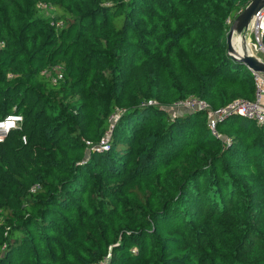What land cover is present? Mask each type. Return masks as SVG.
<instances>
[{"label":"trees","instance_id":"16d2710c","mask_svg":"<svg viewBox=\"0 0 264 264\" xmlns=\"http://www.w3.org/2000/svg\"><path fill=\"white\" fill-rule=\"evenodd\" d=\"M251 1L0 0V264H264V124L148 104L253 100L227 41Z\"/></svg>","mask_w":264,"mask_h":264},{"label":"built area","instance_id":"2783aa9c","mask_svg":"<svg viewBox=\"0 0 264 264\" xmlns=\"http://www.w3.org/2000/svg\"><path fill=\"white\" fill-rule=\"evenodd\" d=\"M46 4H40L44 6ZM230 23V20H227ZM59 26L63 25L62 21L58 22ZM250 32V47L248 46L249 54L257 56L264 62V7L261 8L253 17L249 28L244 31L245 35ZM249 44V43H248ZM235 46V45H234ZM247 46V45H246ZM241 53V52H240ZM244 53V52H243ZM242 53V54H243ZM258 53H262L259 55ZM250 69V68H249ZM255 82V97L253 100L238 98L228 103L225 106L214 108L210 103L201 97L192 95L186 99L179 100L174 103L177 106H184L188 111H203L207 116V124L212 134L230 142L229 137H224L223 132L219 129V123L230 117L233 114L248 117L255 120L258 124H264V73L255 72L250 69ZM53 82L59 81L63 77L62 68L60 66H54ZM148 104L159 105L157 101H149ZM23 122V116L17 113L8 114L4 119L0 120V141H2L11 129L20 127ZM26 142V137L23 138ZM107 149L109 144L104 146ZM37 186H34L33 190H36Z\"/></svg>","mask_w":264,"mask_h":264},{"label":"rangeland","instance_id":"374dc122","mask_svg":"<svg viewBox=\"0 0 264 264\" xmlns=\"http://www.w3.org/2000/svg\"><path fill=\"white\" fill-rule=\"evenodd\" d=\"M40 10L42 13H44L45 16H47L49 18H54V16L56 15V12L54 11V9L50 6H47V5L40 6ZM237 36H240V35H237ZM243 36H244L243 38L245 41V46L247 45V48L245 47L246 50L244 49L245 50L244 52L248 53L250 50L248 48V46L250 47V45L252 43V41L250 42V39H251L250 32L247 35H245V33H243ZM234 37H233V42H234ZM238 45L240 46V44L236 42L235 46L238 47ZM236 50L239 51L237 48H236ZM239 52H241V51H239ZM258 54L262 55V53H258ZM132 71L137 72V69L132 68ZM144 75H145V72H144ZM158 104L160 105V107H163L169 113V115L171 117H174V116L179 115V114H185V113L189 112L186 107L177 106V105H174V103L173 104H161L158 101ZM126 112H127L126 106H117L115 108L113 114L110 116V126L111 127L107 131V133L101 137L100 141L98 143H95L91 139H87V138L84 139L87 150H90V148H94V147H99L100 149H103V148H105L104 147L105 145L110 144L111 140L113 138L112 130H113L114 126L116 125V121L120 117V115H122L123 113H126ZM224 137L226 138L225 135H224ZM109 261H110V255H107L101 261L94 263V264H109Z\"/></svg>","mask_w":264,"mask_h":264},{"label":"water","instance_id":"95a60500","mask_svg":"<svg viewBox=\"0 0 264 264\" xmlns=\"http://www.w3.org/2000/svg\"><path fill=\"white\" fill-rule=\"evenodd\" d=\"M264 7V0H252L251 3L245 7L241 13L236 17L233 22L231 29L228 34V50L232 56L246 65L248 68L255 72L264 73V62L261 61L257 56L244 52L243 54L236 50L233 42V37L235 35H240L242 37L244 31L249 28V25L255 16V14Z\"/></svg>","mask_w":264,"mask_h":264},{"label":"bare ground","instance_id":"6f19581e","mask_svg":"<svg viewBox=\"0 0 264 264\" xmlns=\"http://www.w3.org/2000/svg\"><path fill=\"white\" fill-rule=\"evenodd\" d=\"M236 42L237 43H239L240 44V46L238 45V47H236L239 51H241V53H243L245 50H246V48H247V46H245V41H244V38L242 37V36H235L234 37V45L236 44ZM246 47V48H245ZM245 49V50H244Z\"/></svg>","mask_w":264,"mask_h":264}]
</instances>
